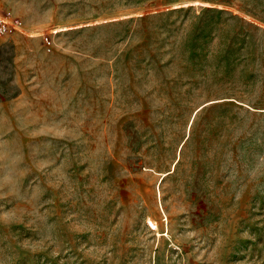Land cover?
Returning <instances> with one entry per match:
<instances>
[{"label": "rangeland", "instance_id": "obj_1", "mask_svg": "<svg viewBox=\"0 0 264 264\" xmlns=\"http://www.w3.org/2000/svg\"><path fill=\"white\" fill-rule=\"evenodd\" d=\"M0 264H264V0H0Z\"/></svg>", "mask_w": 264, "mask_h": 264}, {"label": "bare ground", "instance_id": "obj_2", "mask_svg": "<svg viewBox=\"0 0 264 264\" xmlns=\"http://www.w3.org/2000/svg\"><path fill=\"white\" fill-rule=\"evenodd\" d=\"M151 226H152V227H155V225H154L153 223H151Z\"/></svg>", "mask_w": 264, "mask_h": 264}]
</instances>
